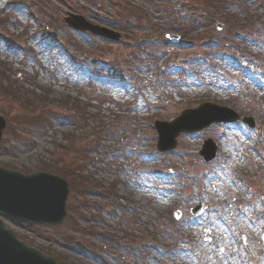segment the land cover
<instances>
[{"label":"rangeland","instance_id":"obj_1","mask_svg":"<svg viewBox=\"0 0 264 264\" xmlns=\"http://www.w3.org/2000/svg\"><path fill=\"white\" fill-rule=\"evenodd\" d=\"M120 1L109 0L110 9L108 0H0V69L9 75L0 86L15 92L12 100L0 90V167L32 175L53 152L69 166L58 174L72 187L67 224L6 228L64 264H264V0L225 1L229 21L208 1L220 24L208 22L210 31L177 25L171 16L179 13L162 0ZM68 14L119 32L122 43L68 28ZM212 30L222 49L192 44ZM166 36L178 41L170 45ZM202 102L254 126L214 125L159 153L149 125ZM54 103L60 106L46 109ZM69 105L71 112L60 108ZM63 134L71 147L61 155L54 150ZM206 139L218 148L209 163L197 154ZM84 187L89 205L81 210ZM197 204L204 210L191 216ZM128 237L143 241L127 248Z\"/></svg>","mask_w":264,"mask_h":264},{"label":"water","instance_id":"obj_2","mask_svg":"<svg viewBox=\"0 0 264 264\" xmlns=\"http://www.w3.org/2000/svg\"><path fill=\"white\" fill-rule=\"evenodd\" d=\"M209 117L204 127L212 122L235 120V115L210 105H203L197 111H187L179 120L188 116L206 113ZM218 113V114H214ZM3 122L0 120V131ZM200 127H193L197 130ZM62 180L49 175L21 176L17 173L0 169V214L7 218H20L36 222L58 224L65 215V198L67 187ZM0 264H56L36 251L17 242L10 232H5L0 222Z\"/></svg>","mask_w":264,"mask_h":264}]
</instances>
